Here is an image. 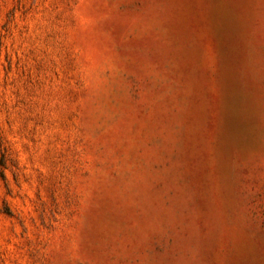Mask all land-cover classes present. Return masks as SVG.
<instances>
[{"label":"rangeland","instance_id":"374dc122","mask_svg":"<svg viewBox=\"0 0 264 264\" xmlns=\"http://www.w3.org/2000/svg\"><path fill=\"white\" fill-rule=\"evenodd\" d=\"M0 264H264V0H0Z\"/></svg>","mask_w":264,"mask_h":264}]
</instances>
